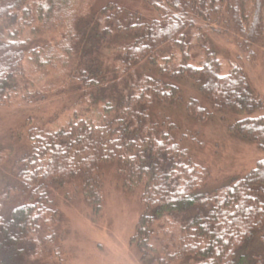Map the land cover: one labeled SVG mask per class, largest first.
<instances>
[{
	"label": "trees",
	"instance_id": "trees-1",
	"mask_svg": "<svg viewBox=\"0 0 264 264\" xmlns=\"http://www.w3.org/2000/svg\"><path fill=\"white\" fill-rule=\"evenodd\" d=\"M95 1L0 0V105L12 104L15 93L25 103L46 92L78 94L65 124L26 130L29 149L16 159L17 184L0 195V264H36L48 247L58 251L64 233L49 189L80 178L99 212L101 164L112 161L124 186L139 191L142 213L131 243L143 264L258 263L264 156L245 175L196 192L209 171L185 139L200 143L199 132H183L164 107L182 101L188 118L200 123L219 110L244 114L230 130L264 152V98L240 64L221 70L206 37L233 36L253 54L264 39V0H142L155 13L150 18ZM194 30L203 53L198 64L191 62ZM26 60L50 76L44 90L27 85ZM184 80L201 97L183 100ZM10 197L18 198L15 206H8Z\"/></svg>",
	"mask_w": 264,
	"mask_h": 264
},
{
	"label": "rangeland",
	"instance_id": "rangeland-1",
	"mask_svg": "<svg viewBox=\"0 0 264 264\" xmlns=\"http://www.w3.org/2000/svg\"><path fill=\"white\" fill-rule=\"evenodd\" d=\"M108 1L118 2L128 9L138 10L147 17L155 16L153 10L142 0H96L99 7ZM194 30L190 36L191 62L198 64L203 59L201 49L196 46ZM206 37L217 53L221 70L227 72L240 64L249 79L255 94L264 98V39L256 43L250 52L239 45V39L224 34H209ZM167 54L172 52L166 48ZM166 54V55H167ZM176 56L178 53L176 51ZM25 77L27 85L44 90L50 76H43L31 61L26 60ZM184 99L189 96L201 97L197 87L189 80L181 83ZM78 94L74 90L46 92L36 95L33 102L21 101L14 94L10 105H0V195L10 193L17 184L16 159L29 149L26 139L28 126L37 125L49 129L62 126L69 120L75 109ZM183 127L182 131H196L200 143L185 139L196 159L209 171L207 183L196 192L222 186L234 177L248 173L264 156L257 144L233 133L230 127L245 115L235 111L219 110L206 122L190 120L185 103L164 107ZM264 114V110L262 112ZM104 201L99 212L93 210L82 191L81 179L77 178L65 188L49 189L54 204L61 213L60 231L64 238L61 247H48L47 257L36 264H143L136 247L131 243L136 223L142 213L139 191L127 189L123 177L117 172V161L101 164ZM18 198L10 197L8 206H15ZM256 264H264V247H256ZM33 260V258H32ZM36 261V260H35ZM32 262V261H31ZM21 264H30L23 261Z\"/></svg>",
	"mask_w": 264,
	"mask_h": 264
}]
</instances>
